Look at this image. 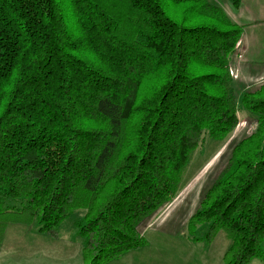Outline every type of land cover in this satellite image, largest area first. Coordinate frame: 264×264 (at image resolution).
I'll return each instance as SVG.
<instances>
[{
	"label": "trees",
	"instance_id": "16d2710c",
	"mask_svg": "<svg viewBox=\"0 0 264 264\" xmlns=\"http://www.w3.org/2000/svg\"><path fill=\"white\" fill-rule=\"evenodd\" d=\"M212 2L0 0V243L9 221L58 238L82 210L84 264L145 247L141 226L243 108L257 129L188 226L225 234V264L264 262V84L237 100L243 27Z\"/></svg>",
	"mask_w": 264,
	"mask_h": 264
},
{
	"label": "rangeland",
	"instance_id": "374dc122",
	"mask_svg": "<svg viewBox=\"0 0 264 264\" xmlns=\"http://www.w3.org/2000/svg\"><path fill=\"white\" fill-rule=\"evenodd\" d=\"M255 31L258 32L254 34ZM246 34L253 38L250 59L264 62V27L252 28L249 32L243 27V36ZM248 80V85L236 80L237 100L244 92L255 91L264 84V79L260 83H256L257 78ZM256 129L257 117L240 108L239 125L225 141L206 136L190 158L178 197L141 226L147 245L109 264H225L223 257L230 246L225 234L219 233L207 244L201 240L205 238L207 227L199 226L192 234L189 219L200 209L202 198L228 166L234 148ZM83 218L84 211H76L61 224L58 238L41 234L37 222L9 221L0 243V264H84V240L76 226ZM251 264L264 262L256 259Z\"/></svg>",
	"mask_w": 264,
	"mask_h": 264
},
{
	"label": "crops",
	"instance_id": "0c3cea01",
	"mask_svg": "<svg viewBox=\"0 0 264 264\" xmlns=\"http://www.w3.org/2000/svg\"><path fill=\"white\" fill-rule=\"evenodd\" d=\"M213 1L224 9L234 23L245 27L248 32L252 28L257 30L264 27V0H242L239 8L233 7L232 0ZM248 4L250 7H247ZM257 32L255 31L254 34ZM247 34L242 37L238 50L231 61V71L235 82L239 80L246 85L250 83L249 78L259 79L256 83H260L264 79V65H262L264 62L250 59L253 38L250 39Z\"/></svg>",
	"mask_w": 264,
	"mask_h": 264
},
{
	"label": "built area",
	"instance_id": "2783aa9c",
	"mask_svg": "<svg viewBox=\"0 0 264 264\" xmlns=\"http://www.w3.org/2000/svg\"><path fill=\"white\" fill-rule=\"evenodd\" d=\"M240 44V43H239ZM233 74V73H232Z\"/></svg>",
	"mask_w": 264,
	"mask_h": 264
}]
</instances>
